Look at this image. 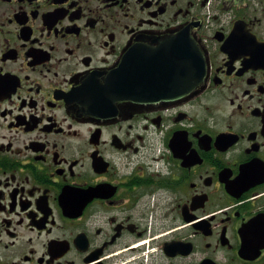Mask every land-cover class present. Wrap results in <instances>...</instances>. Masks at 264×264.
Instances as JSON below:
<instances>
[{
	"label": "flooded vegetation",
	"instance_id": "1",
	"mask_svg": "<svg viewBox=\"0 0 264 264\" xmlns=\"http://www.w3.org/2000/svg\"><path fill=\"white\" fill-rule=\"evenodd\" d=\"M0 264H264V0H0Z\"/></svg>",
	"mask_w": 264,
	"mask_h": 264
},
{
	"label": "water",
	"instance_id": "2",
	"mask_svg": "<svg viewBox=\"0 0 264 264\" xmlns=\"http://www.w3.org/2000/svg\"><path fill=\"white\" fill-rule=\"evenodd\" d=\"M165 56H169L161 64L156 61L141 63L134 69V59L129 51L122 67L125 72L109 79L110 90L120 94L122 91H133L134 83L139 81L152 82V88L163 89L159 98H173L188 93L204 79L205 61L197 45L187 36L179 41L178 37H171L166 41ZM124 96L117 95V99Z\"/></svg>",
	"mask_w": 264,
	"mask_h": 264
}]
</instances>
